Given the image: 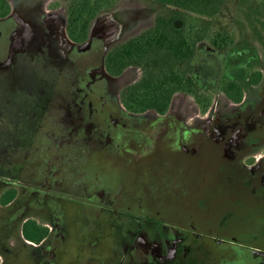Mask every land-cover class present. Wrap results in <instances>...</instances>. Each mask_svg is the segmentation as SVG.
I'll use <instances>...</instances> for the list:
<instances>
[{
  "label": "flooded vegetation",
  "instance_id": "flooded-vegetation-1",
  "mask_svg": "<svg viewBox=\"0 0 264 264\" xmlns=\"http://www.w3.org/2000/svg\"><path fill=\"white\" fill-rule=\"evenodd\" d=\"M0 137V264H264V0H0Z\"/></svg>",
  "mask_w": 264,
  "mask_h": 264
},
{
  "label": "rangeland",
  "instance_id": "rangeland-1",
  "mask_svg": "<svg viewBox=\"0 0 264 264\" xmlns=\"http://www.w3.org/2000/svg\"><path fill=\"white\" fill-rule=\"evenodd\" d=\"M21 135H22V134H21ZM48 137H49V139H45V141H46V140H50V141H54V140H55V141H62V140H65V139H64V136H63V139L54 138L53 135L48 136ZM1 140H2V137H0V141H1ZM4 141H6V140L3 139V142H4ZM1 150H2V149H0V151H1ZM2 155H3L4 158H6V157H5V156H6L5 150H3V154H2Z\"/></svg>",
  "mask_w": 264,
  "mask_h": 264
}]
</instances>
